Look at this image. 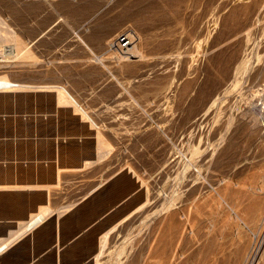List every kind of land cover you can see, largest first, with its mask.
Returning <instances> with one entry per match:
<instances>
[{"label": "rangeland", "instance_id": "rangeland-1", "mask_svg": "<svg viewBox=\"0 0 264 264\" xmlns=\"http://www.w3.org/2000/svg\"><path fill=\"white\" fill-rule=\"evenodd\" d=\"M0 28V77L39 85L0 91V135L80 122L137 179L97 264H264V0H0Z\"/></svg>", "mask_w": 264, "mask_h": 264}, {"label": "crops", "instance_id": "crops-1", "mask_svg": "<svg viewBox=\"0 0 264 264\" xmlns=\"http://www.w3.org/2000/svg\"><path fill=\"white\" fill-rule=\"evenodd\" d=\"M16 108L13 99L0 111V124ZM25 125L23 135H0V244L7 248L0 264H93L102 233L132 210L116 221L110 216L137 192V179L107 167L109 151L98 157L95 132L80 122L65 131L33 110ZM38 213L41 219L28 228Z\"/></svg>", "mask_w": 264, "mask_h": 264}, {"label": "bare ground", "instance_id": "bare-ground-1", "mask_svg": "<svg viewBox=\"0 0 264 264\" xmlns=\"http://www.w3.org/2000/svg\"><path fill=\"white\" fill-rule=\"evenodd\" d=\"M1 29V28H0ZM11 30V29H10ZM5 33V32H4ZM12 37V36H11ZM1 38V37H0ZM2 45V44H1ZM3 46V45H2ZM2 46H1V48H2ZM13 45H11L10 46V48L12 47ZM1 48H0V53L3 55V53L4 54H6L7 53V50L5 51V50H3V51H1ZM10 48H9V50L8 51H10ZM16 46H13V49L10 51V55L11 54H15L16 53ZM8 54V55H9ZM121 54V56H123V57H128V58H130V57H140L139 55V52L137 51V49H136V47H135V44H132L130 47H128V51H127V53H120ZM6 76V75H5ZM29 86H36V87H38L39 85L38 84H35V85H29V83H24V82H19V81H14V80H11L10 78H7V77H0V91H3V90H7V91H11V90H16V92H17V90H21V91H23L22 89H24L25 87H29ZM58 87V86H57ZM29 89V88H28ZM33 89V88H32ZM39 89V88H38ZM37 89V90H38ZM30 91H32L31 89H29ZM40 90V89H39ZM52 90H55V89H52ZM26 91H28V90H26ZM56 95V94H55ZM58 99L57 100H61V99H64V100H67V101H69V102H73V104H76L75 106H78V110H79V113H77V114H80V117L82 116L83 118H85V120H89L90 119V121L93 123V124H95V122L92 120V118H90L89 117V115H88V113L83 109V107H81L79 104H78V102L73 98V96L69 93V92H67L66 90H65V88L63 89V87H59L58 88ZM56 99V98H55ZM54 99V100H55ZM58 103H59V101H58ZM58 105V104H57ZM61 105V104H60ZM65 106H68V105H66L65 104ZM257 106V105H256ZM259 110V109H258ZM81 117V118H82ZM88 118V119H87ZM84 120V119H83ZM82 120V121H83ZM95 134V133H94ZM97 134V133H96ZM101 142V140H99V143ZM98 157H100L101 156V158H102V156L103 155H106V153L108 152V151H110L109 149L108 150H105V149H103L101 146H98ZM96 151V152H97ZM93 159V158H92ZM88 161V160H87ZM90 162V161H89ZM87 164V163H86ZM15 185V184H14ZM19 185V184H18ZM17 185V186H18ZM3 187V186H2ZM13 187V186H12ZM16 187V186H15ZM99 188V187H98ZM89 194V193H88ZM145 202L143 201L140 205H142V204H144ZM74 204V203H73ZM70 206V205H69ZM143 206V205H142ZM58 209V208H57ZM61 209V208H60ZM137 209V208H136ZM135 209H133V210H131V211H129L126 215H124L118 222H121V221H123V220H125V219H127V217L129 216V215H131V213L134 211ZM41 214H43L42 212H40ZM33 215V214H32ZM41 215L38 213V214H36L34 217H32L31 219V221L28 223V228H32V227H34V225L37 223V222H39V220L41 219ZM29 218V217H28ZM117 222V223H118ZM117 223H115V224H113L112 226H110L107 230H105L103 233H102V235L100 236V245H99V250H98V252L95 254V256H94V262H93V264H97V262H98V260H99V258H100V254L102 253V251H103V249L105 248V246H106V243H107V239H108V236H109V234L112 232V231H115V228H116V226H117ZM20 226V225H19ZM27 230V229H26ZM11 235V234H10ZM5 236V235H4ZM8 238V237H7ZM3 244V243H2ZM2 244H0V245H2ZM5 246L4 245H2V246H0V252H2V249H5L4 248ZM22 247V246H21ZM7 249V248H6ZM5 249V250H6ZM15 253V252H14ZM99 264V263H98Z\"/></svg>", "mask_w": 264, "mask_h": 264}, {"label": "built area", "instance_id": "built-area-1", "mask_svg": "<svg viewBox=\"0 0 264 264\" xmlns=\"http://www.w3.org/2000/svg\"><path fill=\"white\" fill-rule=\"evenodd\" d=\"M137 35L133 30L127 29L119 32L110 42L109 48L113 49L118 53H127L128 47H130L135 40Z\"/></svg>", "mask_w": 264, "mask_h": 264}]
</instances>
